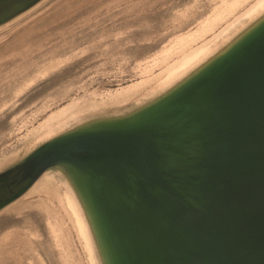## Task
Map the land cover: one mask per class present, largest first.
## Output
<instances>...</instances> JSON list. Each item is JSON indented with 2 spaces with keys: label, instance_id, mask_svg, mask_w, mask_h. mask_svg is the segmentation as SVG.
Returning a JSON list of instances; mask_svg holds the SVG:
<instances>
[{
  "label": "water",
  "instance_id": "water-1",
  "mask_svg": "<svg viewBox=\"0 0 264 264\" xmlns=\"http://www.w3.org/2000/svg\"><path fill=\"white\" fill-rule=\"evenodd\" d=\"M39 1L0 0V25ZM47 173L96 264H264V10L164 88L0 166V211Z\"/></svg>",
  "mask_w": 264,
  "mask_h": 264
},
{
  "label": "rangeland",
  "instance_id": "rangeland-1",
  "mask_svg": "<svg viewBox=\"0 0 264 264\" xmlns=\"http://www.w3.org/2000/svg\"><path fill=\"white\" fill-rule=\"evenodd\" d=\"M221 1L41 0L0 25V157L18 151L2 165L31 145L16 140L49 110L70 99L87 107L97 92L137 79L165 46L210 18ZM50 189L0 211V264H88ZM47 220L59 228V243Z\"/></svg>",
  "mask_w": 264,
  "mask_h": 264
},
{
  "label": "bare ground",
  "instance_id": "bare-ground-1",
  "mask_svg": "<svg viewBox=\"0 0 264 264\" xmlns=\"http://www.w3.org/2000/svg\"><path fill=\"white\" fill-rule=\"evenodd\" d=\"M263 10L264 0H222L221 3L214 8V14L210 18L207 17L208 19H203L204 21L199 25L192 28L187 33L179 35L175 39L173 45L165 46L157 60L148 62L137 79L130 80L122 84L119 88L107 89L104 93L97 92L99 94L94 96L95 99H92L90 105L84 108L77 107V102L71 101V99L60 104L55 109L49 110L44 117L37 122V125H32L30 128L21 131V135H19L16 142L24 143L25 141L27 142L26 144H32L47 138L85 109L124 105L155 93L159 89L172 83L203 60ZM63 63L64 62L61 64ZM46 70L44 69V71ZM42 74H44V72ZM33 83L34 81H29V85ZM13 145L9 146V148L11 149ZM25 146L28 147L30 145ZM16 154H18V151L15 148L11 149L9 152L3 153L2 157H0V166H2L5 160L14 158ZM48 187H51L60 206L63 207L71 220L76 236L86 255L87 263L96 264L87 227L82 215L70 193L61 186V183L52 174L47 173L43 175L27 192L16 200H24L32 194L34 195L35 193L45 191ZM54 196H52V198ZM16 200L10 204L14 205ZM17 207L16 209H18ZM40 208L44 214L49 213L47 205H42ZM45 224L53 239L59 243L61 237L59 228L54 222L49 220H47ZM61 224L63 223L61 222Z\"/></svg>",
  "mask_w": 264,
  "mask_h": 264
}]
</instances>
